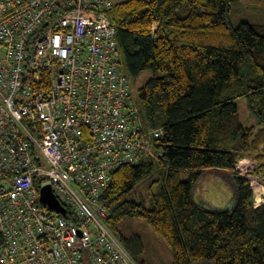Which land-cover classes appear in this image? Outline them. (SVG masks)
I'll return each mask as SVG.
<instances>
[{
    "label": "built area",
    "instance_id": "1",
    "mask_svg": "<svg viewBox=\"0 0 264 264\" xmlns=\"http://www.w3.org/2000/svg\"><path fill=\"white\" fill-rule=\"evenodd\" d=\"M114 5L0 0V263L139 264L105 225L101 196L163 129L141 119ZM255 164L241 155L236 170L262 203ZM44 182L65 213L41 201Z\"/></svg>",
    "mask_w": 264,
    "mask_h": 264
},
{
    "label": "trees",
    "instance_id": "2",
    "mask_svg": "<svg viewBox=\"0 0 264 264\" xmlns=\"http://www.w3.org/2000/svg\"><path fill=\"white\" fill-rule=\"evenodd\" d=\"M234 1L126 0L109 11L130 82L146 69L154 73L137 89L143 124L163 129L153 154L118 166L101 196L105 225L135 260L140 241L124 233L130 218L145 219L164 239L171 264H264V200L254 204L248 177L236 170L249 155L264 178V22L233 26ZM240 97L256 124L241 122ZM206 170L232 178L231 209L196 203ZM141 188L148 203L138 198Z\"/></svg>",
    "mask_w": 264,
    "mask_h": 264
},
{
    "label": "rangeland",
    "instance_id": "3",
    "mask_svg": "<svg viewBox=\"0 0 264 264\" xmlns=\"http://www.w3.org/2000/svg\"><path fill=\"white\" fill-rule=\"evenodd\" d=\"M115 3L123 2L126 0H114ZM264 5V0H236L232 3L229 19L233 26H236L242 20L249 22H264V9L261 8ZM151 69H146L139 74L134 80L130 82L132 95L137 101V89L144 84L152 75ZM159 74V73H157ZM238 107V112L241 122L245 126L256 124L258 121L257 116L248 108L246 99L240 97L235 100ZM206 170L201 180L198 182L194 189L195 199L199 202L206 204L211 210L230 209L233 206L231 202V194L234 193V187L227 183V189L223 188L219 182H215L214 185L209 187V181L212 173ZM212 171V170H211ZM217 171V170H216ZM189 177L187 172L181 173V178L186 180ZM216 179V178H213ZM211 181L210 183H212ZM156 191L154 187L152 189ZM148 189L141 188V192L138 194L139 199H145L148 203ZM263 196L260 197V199ZM257 198V202L254 204L257 206L261 203V200ZM225 202L226 205L217 207L215 204ZM231 202V203H230ZM229 205V206H228ZM124 233L128 236H137L140 241V251L136 260L140 264H171L173 256L170 247L164 241V239L155 232L153 227L143 218H130L124 223ZM128 251L134 256L132 249L127 247Z\"/></svg>",
    "mask_w": 264,
    "mask_h": 264
},
{
    "label": "crops",
    "instance_id": "4",
    "mask_svg": "<svg viewBox=\"0 0 264 264\" xmlns=\"http://www.w3.org/2000/svg\"><path fill=\"white\" fill-rule=\"evenodd\" d=\"M209 173H212L213 174V176H211L210 177V179H208L207 181H209V187L210 186H212V185H214V183L215 182H219L220 184H221V186L223 187V188H226L227 189V183L228 184H231L233 187H234V193L233 194H231V202L233 203V205H234V203H235V186H234V184H233V180H232V178L227 174V173H225V172H222V171H216V170H210V171H208ZM213 178H216V179H213ZM211 181H213L212 183H210ZM194 199H195V196H194ZM195 201H196V203H198V204H200L201 206H203V207H205V208H207L208 206L206 205V204H203V203H201V202H199L198 200H196L195 199ZM230 202V203H231ZM217 207H222V205H226L225 204V202H223V203H217V204H215ZM229 206V205H228ZM209 209V208H208ZM219 210H220V208H218ZM231 209V208H230Z\"/></svg>",
    "mask_w": 264,
    "mask_h": 264
},
{
    "label": "water",
    "instance_id": "5",
    "mask_svg": "<svg viewBox=\"0 0 264 264\" xmlns=\"http://www.w3.org/2000/svg\"><path fill=\"white\" fill-rule=\"evenodd\" d=\"M41 201L48 205L49 208L60 213H65L63 206L60 204L58 199L55 197L50 182H44L40 189Z\"/></svg>",
    "mask_w": 264,
    "mask_h": 264
}]
</instances>
